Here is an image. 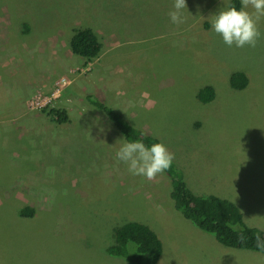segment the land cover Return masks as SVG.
I'll return each instance as SVG.
<instances>
[{
    "label": "rangeland",
    "instance_id": "rangeland-1",
    "mask_svg": "<svg viewBox=\"0 0 264 264\" xmlns=\"http://www.w3.org/2000/svg\"><path fill=\"white\" fill-rule=\"evenodd\" d=\"M233 1L186 0L176 25L173 0H0V264H130L106 252L128 221L156 231L159 264H264L182 220L166 172L131 175L116 159L126 139L89 99L165 144L195 194L264 229V17L255 47H229L211 21ZM85 26L102 42L90 62L70 48Z\"/></svg>",
    "mask_w": 264,
    "mask_h": 264
},
{
    "label": "trees",
    "instance_id": "trees-1",
    "mask_svg": "<svg viewBox=\"0 0 264 264\" xmlns=\"http://www.w3.org/2000/svg\"><path fill=\"white\" fill-rule=\"evenodd\" d=\"M240 6L239 0L230 3ZM28 27V24H26ZM71 51L90 62L99 57L102 42L98 34L89 26L76 27L70 39ZM231 87L244 89L248 77L244 72H234L230 77ZM213 86L206 85L200 89L198 97L201 102L208 103L215 98ZM90 102L101 109L119 129L127 142L142 140L147 146L160 142L143 129L134 127L121 114L99 101L89 97ZM53 119L64 122L68 119L64 111L51 109ZM171 179L170 197L174 207L200 230L213 235L221 244L249 249L264 253V247H257L256 236L264 239V229L248 225L239 205L230 199L214 194H195L185 181L183 171L173 161L165 171ZM34 208L25 206L19 210L21 216H33ZM115 243L106 248L111 256L121 257L130 264H159L163 253V243L156 231L143 221H128L114 228Z\"/></svg>",
    "mask_w": 264,
    "mask_h": 264
},
{
    "label": "clouds",
    "instance_id": "clouds-1",
    "mask_svg": "<svg viewBox=\"0 0 264 264\" xmlns=\"http://www.w3.org/2000/svg\"><path fill=\"white\" fill-rule=\"evenodd\" d=\"M186 7V0H173L168 12L170 22L182 24V10ZM261 17H264V0H240L239 7L229 6L214 15L212 30L229 47H255L261 35L258 28ZM116 159L127 166L131 175L153 180L171 167L174 153L162 142L147 146L142 140H132L121 145L116 152ZM256 243L257 247H264V239L259 234Z\"/></svg>",
    "mask_w": 264,
    "mask_h": 264
},
{
    "label": "crops",
    "instance_id": "crops-1",
    "mask_svg": "<svg viewBox=\"0 0 264 264\" xmlns=\"http://www.w3.org/2000/svg\"><path fill=\"white\" fill-rule=\"evenodd\" d=\"M4 36H5V34H4ZM7 39H9V37H8ZM7 39H6V40H7ZM4 41H5V40H4ZM0 44H1V43H0ZM180 217L182 218V217H184V216L182 215V216H180ZM184 218H185V217H184ZM185 219H186V218H185ZM182 220H183V218H182ZM186 220H188V219H186ZM112 257H116V256H112ZM117 258H121V257H117ZM121 259H123V258H121ZM161 260H163V257H161L160 261H161ZM160 261H159V263H160Z\"/></svg>",
    "mask_w": 264,
    "mask_h": 264
}]
</instances>
